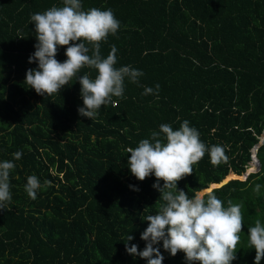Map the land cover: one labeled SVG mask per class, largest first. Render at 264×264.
<instances>
[{
	"label": "trees",
	"instance_id": "1",
	"mask_svg": "<svg viewBox=\"0 0 264 264\" xmlns=\"http://www.w3.org/2000/svg\"><path fill=\"white\" fill-rule=\"evenodd\" d=\"M80 2L84 10H112L120 27L101 42V55L115 46V67L143 75L138 84L125 78L123 97L93 120L78 113L77 77L94 79V69L82 68L59 93L37 95L24 84L27 70L38 68L28 62L37 43L30 17L63 0H0V162L15 164L11 202L0 210V264H147L126 252L127 235L142 251L144 217L163 202L154 174L142 182L131 174L127 149L160 125L177 130L185 120L208 148L223 146L227 161L213 165L206 152L177 188L191 198L217 184L211 193L225 207L242 205L231 264H255L248 228L264 224V143L255 154L259 171L241 176L255 167L252 150L264 132V0ZM65 52L58 46L61 63ZM148 87L153 94L143 95ZM31 175L41 183L35 200L24 190ZM224 179L233 180L220 186ZM156 247L163 264H186L183 252L172 257L162 242Z\"/></svg>",
	"mask_w": 264,
	"mask_h": 264
},
{
	"label": "clouds",
	"instance_id": "2",
	"mask_svg": "<svg viewBox=\"0 0 264 264\" xmlns=\"http://www.w3.org/2000/svg\"><path fill=\"white\" fill-rule=\"evenodd\" d=\"M30 21L35 25L37 43L28 62H38V68L27 70L24 84L37 95L59 93L82 68L94 69L97 73L94 79L88 74L77 77L83 100L78 113L93 120L101 106L116 103L113 97H123L125 78L131 83H139L141 71L130 66L115 67V46L106 58L101 55V42L109 34L115 35L120 27L111 9L93 7L84 10L80 0H63V6L32 14ZM58 46L66 48L67 59L62 63L55 58ZM159 87L157 84V92ZM142 94H153V89L145 88ZM127 152L131 174L141 182L154 174L153 188L160 192L159 201L163 203L157 214L144 217L148 227L140 238L146 242L145 248L138 251L137 245L129 246L128 242L134 237L127 235L126 252L139 256L147 264H163L164 256L156 247L162 242L164 251L172 257L183 252L186 264H231L236 259L243 228L242 205L229 201L225 207L211 192L206 197L196 193L190 198L177 188L178 181L193 173V165L206 152L213 165L226 162L224 147L213 145L208 148L201 142L198 130L185 120L177 130L168 124L160 125L158 132L151 133V139L141 140L137 147L128 148ZM21 156V152H16L13 159L19 160ZM14 167L12 161L0 162V210L11 202L9 173ZM160 181H163L162 187ZM44 184L50 185L51 181L45 180ZM260 187L257 184L254 190L259 192ZM40 188L38 177L29 176L24 189L28 197L35 200ZM133 190L139 191L138 188ZM248 247L255 249V264H260L264 259V224L259 219L255 226L248 228Z\"/></svg>",
	"mask_w": 264,
	"mask_h": 264
},
{
	"label": "water",
	"instance_id": "3",
	"mask_svg": "<svg viewBox=\"0 0 264 264\" xmlns=\"http://www.w3.org/2000/svg\"><path fill=\"white\" fill-rule=\"evenodd\" d=\"M263 143H264V132H263V134L261 135L260 140H259V142L257 143V145H256V146L253 148V150H252V152H253V160H254V163H255V167L252 168V169H247L246 172L241 176V177H242V180H241V181L246 180L249 174H251V173H256V172L259 171V169H260V164H259V161L257 160V158L255 157V154H256V151H257L258 147H259L260 145H262ZM238 177H239V176H238ZM226 178H227V177H226ZM230 180H233V179H228L227 181H226V179H224V180L220 183V186L226 184V183H227L228 181H230ZM238 180H239V179H238ZM216 185H217V184H213V185H211V186H213V187L210 186V188H208L207 190L203 191V192H202V195H205V194L211 192V191H212L213 189H215V188H218V187H216ZM220 186H219V187H220Z\"/></svg>",
	"mask_w": 264,
	"mask_h": 264
},
{
	"label": "rangeland",
	"instance_id": "4",
	"mask_svg": "<svg viewBox=\"0 0 264 264\" xmlns=\"http://www.w3.org/2000/svg\"><path fill=\"white\" fill-rule=\"evenodd\" d=\"M252 168H254V165H253V164L250 166V168H249V169H252ZM201 194H202V192H201Z\"/></svg>",
	"mask_w": 264,
	"mask_h": 264
}]
</instances>
